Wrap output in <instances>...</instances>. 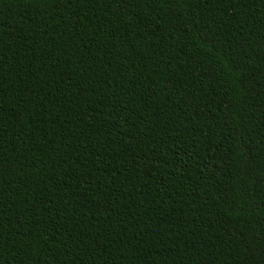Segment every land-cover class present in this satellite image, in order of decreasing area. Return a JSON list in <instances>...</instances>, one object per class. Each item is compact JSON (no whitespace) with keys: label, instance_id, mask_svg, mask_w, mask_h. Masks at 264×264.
<instances>
[{"label":"trees","instance_id":"trees-1","mask_svg":"<svg viewBox=\"0 0 264 264\" xmlns=\"http://www.w3.org/2000/svg\"><path fill=\"white\" fill-rule=\"evenodd\" d=\"M0 264H264V0H0Z\"/></svg>","mask_w":264,"mask_h":264}]
</instances>
